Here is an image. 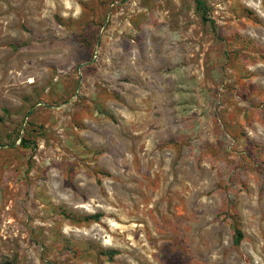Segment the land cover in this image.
<instances>
[{
	"label": "rangeland",
	"instance_id": "374dc122",
	"mask_svg": "<svg viewBox=\"0 0 264 264\" xmlns=\"http://www.w3.org/2000/svg\"><path fill=\"white\" fill-rule=\"evenodd\" d=\"M201 1L0 0V264H264V0Z\"/></svg>",
	"mask_w": 264,
	"mask_h": 264
},
{
	"label": "trees",
	"instance_id": "16d2710c",
	"mask_svg": "<svg viewBox=\"0 0 264 264\" xmlns=\"http://www.w3.org/2000/svg\"><path fill=\"white\" fill-rule=\"evenodd\" d=\"M197 7H198L199 10H201L204 7L203 2L201 0H197ZM205 10L202 11V18H203L204 21H207V18H206L207 16H206V11ZM22 143H23V145H25L26 141L22 140ZM237 234H238V237L236 238V241H235L236 245H238L240 243V240L242 238V234H241V232L239 230H237Z\"/></svg>",
	"mask_w": 264,
	"mask_h": 264
},
{
	"label": "clouds",
	"instance_id": "9594fccd",
	"mask_svg": "<svg viewBox=\"0 0 264 264\" xmlns=\"http://www.w3.org/2000/svg\"><path fill=\"white\" fill-rule=\"evenodd\" d=\"M178 38V37H177Z\"/></svg>",
	"mask_w": 264,
	"mask_h": 264
}]
</instances>
